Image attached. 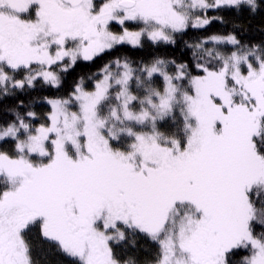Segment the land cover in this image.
I'll return each mask as SVG.
<instances>
[{"label": "snow or ice", "instance_id": "1", "mask_svg": "<svg viewBox=\"0 0 264 264\" xmlns=\"http://www.w3.org/2000/svg\"><path fill=\"white\" fill-rule=\"evenodd\" d=\"M0 264H264V0H0Z\"/></svg>", "mask_w": 264, "mask_h": 264}, {"label": "trees", "instance_id": "2", "mask_svg": "<svg viewBox=\"0 0 264 264\" xmlns=\"http://www.w3.org/2000/svg\"><path fill=\"white\" fill-rule=\"evenodd\" d=\"M175 54H176L177 56H179V52H176Z\"/></svg>", "mask_w": 264, "mask_h": 264}]
</instances>
